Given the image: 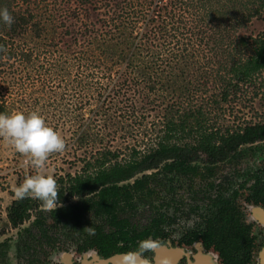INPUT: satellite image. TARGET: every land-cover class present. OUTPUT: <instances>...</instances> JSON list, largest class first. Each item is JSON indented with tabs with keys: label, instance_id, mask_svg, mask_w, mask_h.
<instances>
[{
	"label": "rangeland",
	"instance_id": "1",
	"mask_svg": "<svg viewBox=\"0 0 264 264\" xmlns=\"http://www.w3.org/2000/svg\"><path fill=\"white\" fill-rule=\"evenodd\" d=\"M105 1L92 0L88 3L86 11L89 19L86 13L82 14L85 7H82V2L78 0H0V9L9 6L16 11L29 10L34 16V22L26 34L20 37L14 35V38L8 35L6 39L9 50L16 47L30 56V59L28 56L11 57V59L6 57L4 64L0 65V92L7 106L6 114L22 112L27 116L36 112L48 126L64 138L66 149L52 154L43 170L46 174L52 175L56 181L66 177L67 174L81 173L85 163L93 162L96 154L104 148L119 150V160H124L130 156L132 146L141 149L149 146L155 142L157 130L161 128L162 122L173 113L148 112L149 110L144 108L140 109L141 103L135 110L131 108L129 109L131 112H124L123 115H129L125 117L122 115L119 118H105L91 112L96 103L94 99L98 98L97 90L82 89V84L91 78L87 77L89 73L87 62L83 61L82 64L78 52L83 46H87L88 49L93 47L96 55L102 54V47L99 49L98 43H91L92 46L89 48L91 42L89 39L93 36H90L89 32L83 33V22H87L90 28H97L98 33L102 35V41L106 32L109 35L118 32L117 26L120 20L113 19L115 15L112 13L115 12L114 8L118 10L119 5L111 0L116 6H109L104 3ZM225 2L223 8L228 14L225 20L230 26L234 23V18L241 16L246 22L245 27L239 31L240 36L248 37L250 43L252 37L263 33L264 12L254 15L249 20L246 12L242 13L238 9L232 11L229 1L225 0ZM251 6L252 4H249V7ZM10 8H7L8 11ZM126 20L131 19L126 18ZM36 24L39 25L37 30L34 29ZM222 38L224 39L223 44L221 43L222 49L227 52L232 51L230 54L241 55L244 58L251 54V51L247 48L243 49L241 44L236 42L237 36L227 34ZM233 40L236 47L233 43L227 46V43ZM114 43L116 45L115 41L109 44ZM121 47L123 48V45L120 43V47L116 46V50L120 51ZM212 51L213 60L216 59L218 50L213 48ZM239 52L240 54H237ZM108 62L119 66L116 59ZM117 68L125 71L123 64ZM97 71L101 73V67ZM184 85L186 88L182 93L176 94L172 102L177 100L181 103L187 101L191 95L196 96L199 104L202 103L203 106L210 108L209 112H205L208 126L224 131L264 122V72L257 75L252 82L240 83L237 93H231L227 101L222 102L217 108L211 105V100L216 94L220 96L225 86L221 79L216 77L211 79L207 84V91L203 93L194 89L195 83H184ZM188 88L190 91H187ZM150 95L152 99L155 96ZM83 96L84 100L88 96H93V100L91 99V104L82 109ZM117 109L108 110L118 112ZM180 113L182 112H178ZM115 121L125 125L121 128L115 124ZM88 124L93 130H89L88 139L82 142L80 136L85 132L84 129ZM231 157L215 166L199 161L194 164L199 170L190 172L169 170L165 167L159 171L149 170L148 172L153 174L146 181L144 190H141L144 196L138 197L134 202L133 212L136 213L133 219L145 223L162 210L172 215L178 212L177 218L173 219L171 234L175 238L181 236L200 219V213L189 211L190 208L200 205L203 213H207L205 206L210 202H207L206 194L218 202L222 196L218 190L227 182L226 178L229 175H238L237 171L242 174L246 168L259 165L261 158H264L258 153L256 144L241 146ZM24 160L25 157L0 138V244H3L0 249V264H61L63 253L66 250L76 252L78 246L82 245L84 237L89 236L84 228L93 225L94 216L88 214L87 221L82 220L80 216L71 217L61 213L56 217L52 210H45L40 201L34 200L36 207L30 210V217L19 226H12L7 215L12 202L16 200L13 189L23 183L27 176L36 174L35 169L25 166ZM137 177H141V174ZM132 181L133 179L130 182ZM214 184L217 189L211 190ZM122 188L121 184L115 185L110 193L121 195L118 189ZM103 193L105 192H102L100 200L97 199L96 202L109 204L108 196H103ZM224 193L229 194L227 190L222 192ZM162 200H164L163 204L167 205H162ZM78 201L79 198L76 197L66 205ZM58 206L61 205L57 204ZM159 206L165 207L160 211ZM40 214L46 229L33 224Z\"/></svg>",
	"mask_w": 264,
	"mask_h": 264
},
{
	"label": "trees",
	"instance_id": "2",
	"mask_svg": "<svg viewBox=\"0 0 264 264\" xmlns=\"http://www.w3.org/2000/svg\"><path fill=\"white\" fill-rule=\"evenodd\" d=\"M78 1L85 7L82 14H87L86 6L92 0ZM112 1L119 5L118 10L114 8L115 12L112 13L115 15L113 19L120 20L117 33L109 35L106 32L108 36L104 34L102 41V35L98 33L97 28H90L87 22H83L82 26L83 33L89 32V35L93 36L89 39V48L93 43H98L99 49L102 47V54L99 56L93 52V47L88 49L83 46L78 52L82 64L83 61L87 62V77L91 78L82 84V89L97 90L98 98L94 99L96 103L93 101L95 107L91 112L105 118H119L124 112H131L129 109L140 107L138 104L141 103L140 109L144 108L149 110L148 112L173 113L167 116L161 128L157 130L155 142L143 149L132 146L128 158L119 160V150L104 148L96 154L93 162L85 163L81 173L67 174L66 177L59 178L58 204L61 206L52 210L56 217L58 213L79 217L83 197L100 188H103L100 196L102 192H105L103 196H108L117 183L129 180L136 173L158 168L161 164L169 170L186 171L193 162L199 160L211 164L223 162L233 156L242 144L264 139V122L222 131L208 126L205 112H209L210 108L199 104L196 96H189L185 102H172V98L186 88L184 83H195L194 89L203 93L207 91L208 82L216 77L225 85L220 96L216 94L211 100V105L217 108L227 101L231 93H237L240 83L252 82L257 75L264 72V31L252 37L250 43L248 37L240 36L239 31L245 27L246 22L241 16L234 18V23L229 25L225 20L227 11L223 8L225 0ZM112 1L106 0L104 3L116 6ZM228 1L232 11L238 9L242 13L246 12L249 20L264 12V0ZM249 4H252L253 8L249 7ZM9 12L14 17V23L9 27L0 21V65L4 64L6 57L11 59L28 56L30 59L26 52L16 47L9 50L6 39L8 35L14 38L26 34L34 22V16L29 10L16 11L10 8ZM38 27L36 24L34 29L37 30ZM227 34L237 36L236 42L241 44L243 49L251 51V54L244 58L230 54L232 51L223 50L222 36ZM111 41H115L116 45H110ZM234 41L226 45L231 46L233 43L236 47ZM120 43L123 48L118 51L116 46L120 47ZM213 48L218 52L216 59L212 60ZM112 59H116L119 66L108 62ZM122 64L125 71L117 68ZM100 67L101 73L97 71ZM187 91H190V88ZM150 94L155 95L153 99ZM92 98L93 96H88L86 100L90 101L87 102L83 96L82 109L91 104ZM108 109H117L118 112H110ZM6 112L7 106L0 92V113ZM115 124L121 128L125 125L116 121ZM84 130L80 136L82 142L88 139L89 130H93V127L88 124ZM147 178L148 176L144 175L143 179H138L132 187L141 189L144 179ZM126 195L128 197L129 193ZM76 197L79 198L78 202L66 205ZM85 203L92 204L89 199ZM35 205L33 199L14 200L8 210L9 223L19 226L30 217V210L36 207ZM33 224L46 229L42 214L37 216ZM2 245L0 244V249Z\"/></svg>",
	"mask_w": 264,
	"mask_h": 264
},
{
	"label": "flooded vegetation",
	"instance_id": "3",
	"mask_svg": "<svg viewBox=\"0 0 264 264\" xmlns=\"http://www.w3.org/2000/svg\"><path fill=\"white\" fill-rule=\"evenodd\" d=\"M246 144H256L258 153L264 157V139ZM196 163L193 162L186 171H196ZM218 163L221 162L207 164L215 166ZM258 164L246 168L242 174L237 171L238 175H229L227 182L218 190L222 195L218 202L206 194L207 202H210L205 206L207 213H203L200 205L190 208L189 211L200 213V219L176 238L171 234V227L178 212L172 215L161 211L165 206H159L161 212L153 215L148 222L133 219L136 213L133 212L134 202L144 196L141 190L153 174L148 172L152 169L117 183L123 186L118 189L121 195H108L109 204L96 202L100 200L103 189L100 188L82 198L80 218L87 221L88 214H92L95 219L93 225L84 228L89 236L84 237L76 252L66 250L60 263L157 264L158 261L159 264H172L176 259L177 264H264V158ZM163 167L164 164H161L154 170L159 171ZM138 174L141 177H137ZM144 175L148 178L144 179L143 187L134 189L132 185ZM216 189L214 184L211 190ZM224 189L229 194H222L226 192ZM87 199L92 204H86ZM163 202L162 205H167Z\"/></svg>",
	"mask_w": 264,
	"mask_h": 264
},
{
	"label": "clouds",
	"instance_id": "4",
	"mask_svg": "<svg viewBox=\"0 0 264 264\" xmlns=\"http://www.w3.org/2000/svg\"><path fill=\"white\" fill-rule=\"evenodd\" d=\"M0 21L9 27L14 23L7 8L0 9ZM0 138L25 157V166L36 170L35 175L27 176L13 189L15 198L38 200L45 210L57 209V181L43 170L52 154L66 149L64 138L36 112L27 116L22 112L0 113Z\"/></svg>",
	"mask_w": 264,
	"mask_h": 264
},
{
	"label": "water",
	"instance_id": "5",
	"mask_svg": "<svg viewBox=\"0 0 264 264\" xmlns=\"http://www.w3.org/2000/svg\"><path fill=\"white\" fill-rule=\"evenodd\" d=\"M124 258V257H123ZM118 259H120V258H118ZM116 260V258L115 259H112V261H115ZM139 261H141V260H139ZM143 262V261H142ZM157 264H159V262L157 261ZM172 264H177V262H176V259H174V261H173V263Z\"/></svg>",
	"mask_w": 264,
	"mask_h": 264
}]
</instances>
